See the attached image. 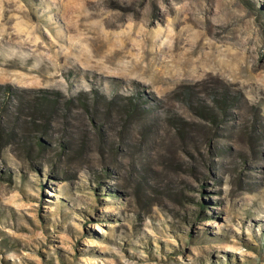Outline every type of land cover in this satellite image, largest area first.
<instances>
[{
    "label": "rangeland",
    "instance_id": "rangeland-1",
    "mask_svg": "<svg viewBox=\"0 0 264 264\" xmlns=\"http://www.w3.org/2000/svg\"><path fill=\"white\" fill-rule=\"evenodd\" d=\"M0 264H264V0H0Z\"/></svg>",
    "mask_w": 264,
    "mask_h": 264
},
{
    "label": "trees",
    "instance_id": "trees-1",
    "mask_svg": "<svg viewBox=\"0 0 264 264\" xmlns=\"http://www.w3.org/2000/svg\"><path fill=\"white\" fill-rule=\"evenodd\" d=\"M37 100L40 103L39 105L43 106L44 108H50V107L54 108L57 105V102H58V99H56V98L49 99L48 97H42L40 99L38 98ZM31 107H32L33 111H35V112L44 111V108L43 109H39V108L35 107V105H32ZM48 121L49 120L46 119V123L45 124L48 125ZM37 130L45 132L46 131V126L39 127V128H37Z\"/></svg>",
    "mask_w": 264,
    "mask_h": 264
}]
</instances>
